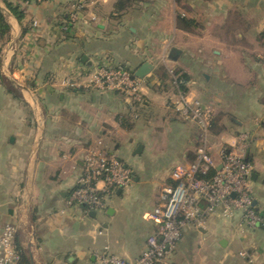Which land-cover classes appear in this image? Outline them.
Segmentation results:
<instances>
[{"label": "crops", "instance_id": "crops-1", "mask_svg": "<svg viewBox=\"0 0 264 264\" xmlns=\"http://www.w3.org/2000/svg\"><path fill=\"white\" fill-rule=\"evenodd\" d=\"M7 1L24 17L0 0L11 28L0 39V227H21L18 245L34 264H98L106 249L133 261L146 250L162 188L198 147L197 126L169 108L170 70L219 119L216 159L241 132L252 136L250 184L264 216V0H144L121 14L119 0ZM75 5L82 12L73 23ZM144 63L152 71L136 120L116 93L61 85L107 64L136 75ZM91 150L117 155L133 172L105 220L67 206ZM163 264H264V229L218 212L204 229L186 230Z\"/></svg>", "mask_w": 264, "mask_h": 264}, {"label": "built area", "instance_id": "built-area-1", "mask_svg": "<svg viewBox=\"0 0 264 264\" xmlns=\"http://www.w3.org/2000/svg\"><path fill=\"white\" fill-rule=\"evenodd\" d=\"M49 1V0H37ZM82 6H73L72 22H77ZM34 25H37L35 22ZM176 95L169 103L177 117L198 128V147L193 162L179 164L171 172V183L162 188L160 201L149 220L156 234L147 239L146 250L130 261L109 253L97 256L98 264H163L172 257L186 230L204 229L208 217L220 213L232 220L237 215L251 229H264V216L256 209L250 178L253 165L249 161L252 136L241 132L234 148L222 146L218 159L213 155L212 112L188 94V83L170 70ZM61 85L69 90H93L116 93L127 99L132 119L139 118V109L146 105L145 81L122 65H103L95 71L67 77ZM84 172L77 187L69 194L70 209L83 208V216L101 212L109 207L112 196L133 182V172L117 155L91 150L84 160ZM205 203L203 207L201 204ZM21 227L7 223L0 227V264H19L21 260L18 237ZM240 256L247 258L245 251Z\"/></svg>", "mask_w": 264, "mask_h": 264}, {"label": "trees", "instance_id": "trees-1", "mask_svg": "<svg viewBox=\"0 0 264 264\" xmlns=\"http://www.w3.org/2000/svg\"><path fill=\"white\" fill-rule=\"evenodd\" d=\"M4 1L6 3L7 8L10 10V12L21 22L23 20L24 15L22 11H20L19 7L15 6L14 4L10 3L7 0H4ZM143 1L144 0H119L115 6V12L118 14H121L122 12L133 8L136 4H138L139 2H143ZM181 20L185 21L186 19L182 18ZM10 30H11L10 25L7 23L5 16L3 14V11L0 9V39L3 40L5 36L9 34ZM262 37L264 38V35H262ZM186 83H188V79L184 77V84ZM122 121H125V118H123ZM219 129H220L219 119L213 116L212 117V129H211L212 135L219 134V131H220ZM195 158H196V155H195ZM19 249H20V254H21V260L19 264H32L28 252L24 250L23 248H19Z\"/></svg>", "mask_w": 264, "mask_h": 264}, {"label": "water", "instance_id": "water-1", "mask_svg": "<svg viewBox=\"0 0 264 264\" xmlns=\"http://www.w3.org/2000/svg\"><path fill=\"white\" fill-rule=\"evenodd\" d=\"M84 60H86V59H84ZM151 71H152V65L150 63H144L142 65V67L138 70V72L136 73V76L139 77V78L144 79L148 74L151 73ZM121 192H122V190L120 189L118 191V194H120ZM201 205L204 207L205 206V203L202 202ZM90 215L92 217H95L96 216V212H93ZM222 245H223V243H222ZM31 261H32V264H34L32 259H31Z\"/></svg>", "mask_w": 264, "mask_h": 264}, {"label": "rangeland", "instance_id": "rangeland-1", "mask_svg": "<svg viewBox=\"0 0 264 264\" xmlns=\"http://www.w3.org/2000/svg\"><path fill=\"white\" fill-rule=\"evenodd\" d=\"M138 5H139V3L136 4L135 6L138 7ZM135 6H134V7H135ZM134 7H133V8H134ZM133 8H131V9H133ZM158 103H159V105H161V103L163 104L164 101L160 99V100H158ZM142 111H143V107H141V108L139 109V112H142ZM160 111H161V110H160ZM185 124H186V123H185ZM187 124L195 125V124H193V123H189V122H188ZM108 205H109V207H110V205H111V200H110V202H109ZM104 213H105V210H104V211H101V212L98 213V220H105V219H106ZM151 222H152V221H151ZM152 223H153V222H152ZM153 224H154V223H153ZM154 225H155V224H154ZM35 264H37V263H35Z\"/></svg>", "mask_w": 264, "mask_h": 264}]
</instances>
